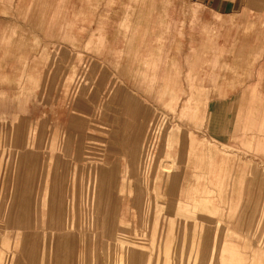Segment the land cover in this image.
<instances>
[{
    "label": "rangeland",
    "instance_id": "rangeland-1",
    "mask_svg": "<svg viewBox=\"0 0 264 264\" xmlns=\"http://www.w3.org/2000/svg\"><path fill=\"white\" fill-rule=\"evenodd\" d=\"M110 5L0 0L15 21L0 35V264H264V165L240 151L253 145L209 137L198 79L150 11L124 27L141 59L101 54L103 22L86 19L134 17Z\"/></svg>",
    "mask_w": 264,
    "mask_h": 264
},
{
    "label": "crops",
    "instance_id": "crops-1",
    "mask_svg": "<svg viewBox=\"0 0 264 264\" xmlns=\"http://www.w3.org/2000/svg\"><path fill=\"white\" fill-rule=\"evenodd\" d=\"M93 1L110 3V10H123L124 14L127 9L134 10L131 19L125 16L86 19L87 25L91 26L103 22L102 34L91 35L97 38L93 44H101V54L120 59V64L127 65V59L143 57L142 35L127 33L124 28L142 26L141 11L142 14L144 10L150 11V25L156 30L159 26L169 25L171 28L164 40L172 48L180 45L184 54L169 53L167 56L175 67L183 66L187 75L198 79L191 86L199 93L191 98L190 107H197L198 112L204 114L209 137L223 144L236 138L239 147L250 141L253 151H240L251 153L259 159V164L264 165V0H167V5L160 0ZM1 22L4 23H0V35L9 38L15 33V21L7 18ZM39 22L47 25L46 18ZM18 32L28 36L35 34L43 43L47 42L43 34L33 29ZM151 37L150 42L158 41L156 35ZM152 48L156 50L144 56L159 57L158 46ZM182 54L186 66L177 60ZM22 55L31 56L29 53ZM83 55L101 56L94 52ZM5 56L13 57L14 54ZM257 138L260 141H255ZM203 207L207 208V204ZM227 253L223 244L220 256L224 258ZM118 264H122V259Z\"/></svg>",
    "mask_w": 264,
    "mask_h": 264
}]
</instances>
